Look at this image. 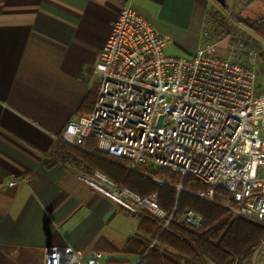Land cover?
<instances>
[{
	"label": "built area",
	"instance_id": "2783aa9c",
	"mask_svg": "<svg viewBox=\"0 0 264 264\" xmlns=\"http://www.w3.org/2000/svg\"><path fill=\"white\" fill-rule=\"evenodd\" d=\"M204 36L209 42L191 57L170 54L168 36L133 8H122L94 67V109L70 120L59 139L81 149L93 139L99 152L124 160L159 187L173 185L172 174L206 184L208 192L193 194L208 201L223 189L235 203L233 216L264 224V48L237 24H213ZM87 180L121 206L149 213L162 230L173 220L158 192L142 197L99 170ZM202 221L192 209L181 216L190 227ZM108 263L101 251L84 256L71 246L48 247L43 256V264ZM125 264L147 263L142 257Z\"/></svg>",
	"mask_w": 264,
	"mask_h": 264
},
{
	"label": "crops",
	"instance_id": "0c3cea01",
	"mask_svg": "<svg viewBox=\"0 0 264 264\" xmlns=\"http://www.w3.org/2000/svg\"><path fill=\"white\" fill-rule=\"evenodd\" d=\"M224 1L0 0V264H43L52 246L118 261L112 254L140 221L89 183L87 167L58 161L56 141L98 86L94 67L122 8L168 36L170 54L191 57L209 42L204 31L217 5L242 28L240 20L264 17V0H244L259 19L237 17L236 4Z\"/></svg>",
	"mask_w": 264,
	"mask_h": 264
},
{
	"label": "trees",
	"instance_id": "16d2710c",
	"mask_svg": "<svg viewBox=\"0 0 264 264\" xmlns=\"http://www.w3.org/2000/svg\"><path fill=\"white\" fill-rule=\"evenodd\" d=\"M240 23L264 41V17L240 20ZM97 94L98 86H95L79 106L80 114L93 111ZM53 151L58 161L70 159L73 164L87 167L90 171L99 170L115 183L128 187L142 197L159 193L160 207L169 215L173 214V220L165 230L149 213L135 212L119 204L128 215L140 221L136 234L127 240L122 251L144 255L147 264H250L264 243V224L233 216L230 208L235 203L231 194L223 189H216L213 201H208L193 194L208 192L206 184L191 177L167 173L173 185L159 187L151 178L128 170L124 160L99 152L93 139L87 142L85 149H81L58 138ZM176 184L185 191L178 192L174 186ZM186 209H192L202 216L203 221L199 226L190 227L181 222ZM125 263L118 260L108 264Z\"/></svg>",
	"mask_w": 264,
	"mask_h": 264
},
{
	"label": "rangeland",
	"instance_id": "374dc122",
	"mask_svg": "<svg viewBox=\"0 0 264 264\" xmlns=\"http://www.w3.org/2000/svg\"><path fill=\"white\" fill-rule=\"evenodd\" d=\"M228 3H235L236 7L233 8V6L231 7V11L236 12L235 14L237 15V17L240 18H244V17H251L249 19H259L257 18L258 16H254L256 14H260V9L254 7V8H249L248 5H246L244 3V0H226ZM221 7L219 5H217L214 9L213 12V19L215 20V24L216 28H221V25H227V26H233L235 25V22H231L230 19H232L229 16H225V14H223L220 10ZM250 14V15H247ZM246 19V18H244ZM233 20V19H232ZM219 23L221 25H219ZM176 55V54H174ZM177 56H183V55H177ZM262 62L264 64V59H262ZM262 64V63H261ZM264 89V88H263ZM72 156L74 157V155L72 154ZM128 218L137 221L138 218H135L133 216L127 215ZM139 220V219H138ZM137 232V230H136ZM119 249L116 251L114 254H112V257L117 259V260H123V261H128V262H135L137 261L139 258H144V255H136V254H127L124 253L122 251V247H123V243H120L118 245ZM121 247V248H120ZM210 264V263H209ZM250 264H264V243L262 244V246L259 248L258 252H256V254L254 255V257L251 259Z\"/></svg>",
	"mask_w": 264,
	"mask_h": 264
},
{
	"label": "water",
	"instance_id": "95a60500",
	"mask_svg": "<svg viewBox=\"0 0 264 264\" xmlns=\"http://www.w3.org/2000/svg\"><path fill=\"white\" fill-rule=\"evenodd\" d=\"M220 5L225 6V1L224 0H216Z\"/></svg>",
	"mask_w": 264,
	"mask_h": 264
}]
</instances>
